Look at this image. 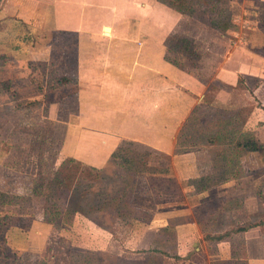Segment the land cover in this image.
Returning a JSON list of instances; mask_svg holds the SVG:
<instances>
[{
    "label": "crops",
    "instance_id": "0c3cea01",
    "mask_svg": "<svg viewBox=\"0 0 264 264\" xmlns=\"http://www.w3.org/2000/svg\"><path fill=\"white\" fill-rule=\"evenodd\" d=\"M187 20L186 15L161 0H0V85L9 80L8 88L1 90L0 87V102L12 107L17 84L23 78L29 83L35 82V77H39L35 76L39 63L61 66L52 63L53 57L59 55L54 44L67 30L76 40L71 42L75 46L76 109L63 113L61 99L55 98L46 106L41 99L44 93L40 92L38 97L41 106L48 109L46 117L53 120L52 132L61 133L59 159L71 156L101 168L119 147L145 148L166 157L162 165L169 167L184 198L198 195L207 200L225 196V192L233 190L244 179L252 180L253 175L214 180L216 184L198 190L196 181L204 172L201 155L193 150L176 152L182 126L193 108L205 101L211 85L199 72L168 57L172 49L167 37L184 33ZM255 52L233 48L225 55L216 53L215 57L220 60L211 82L219 87L215 100L223 103L238 86L241 74L259 77L255 93L262 102L260 106L253 104L244 130L263 144L264 55ZM45 83L46 87L48 83ZM222 85L231 87L230 92H224ZM15 179L11 182L17 185L12 189L22 191ZM3 185L0 182V190L8 189ZM146 198L143 195L138 199L140 206L136 203L143 209L149 206L151 213L139 243L150 246L158 237H172L173 251L166 249L167 255L160 253L169 262L177 261L174 255H179L183 264H192V258L205 249L213 253L212 258L219 260L218 264L221 261L225 264L233 261V242L238 240L241 255L236 258L239 261L264 264L260 225L234 239L209 240L210 228L198 222L193 205L185 200L159 203L153 196ZM20 221L21 226L15 222L10 228L27 231L26 249L23 248L22 255L17 251L19 264H24L23 257L31 256V250L47 248L50 232L55 228L41 217L29 220L28 226ZM168 225H174L172 236L161 232ZM73 229L83 237H91L76 226ZM108 234L104 233L106 239L99 240L105 245L104 250L113 242ZM41 260L42 257L36 264Z\"/></svg>",
    "mask_w": 264,
    "mask_h": 264
},
{
    "label": "rangeland",
    "instance_id": "374dc122",
    "mask_svg": "<svg viewBox=\"0 0 264 264\" xmlns=\"http://www.w3.org/2000/svg\"><path fill=\"white\" fill-rule=\"evenodd\" d=\"M188 2L194 5L196 13L200 17L184 14L188 18L183 30L185 32L169 36L171 40L168 44L172 51L168 57L181 66L202 74L203 78L211 83V85L208 84V86L210 85L208 97L214 98L215 92L219 89L211 82L220 60L219 57H215L216 53L218 56L225 55L227 51L237 48L247 49L252 53L257 51L264 55V0H188ZM228 19L230 21L228 30L221 31L217 28L216 25L220 26L223 21H228ZM66 31H63V36H59L57 43L54 44L59 55L53 57V64L60 63L63 66L65 63H69L70 55L74 54L75 46L71 42L75 43L76 40L72 34ZM200 54L202 56L199 57ZM38 65L39 68L35 71V76L39 77H35V82L29 83L23 78L17 84L18 91L14 95L16 96L14 101H11L12 107H9L6 102H0V182L4 183L3 186L8 187L4 190L5 192L12 195L19 193L14 194V197H8V200H14L13 203L0 204V264H19L17 251L22 255L23 252L21 251L23 248L26 249L24 241L27 239V231L20 227L11 229V225L16 222V226H21L18 225L19 219H21V224L28 226L31 219L44 218L46 208L49 209L48 214H51L50 212L54 209L53 204L56 201L55 196L52 197L51 190L56 172L63 161V159H59L61 133L57 135L52 132L53 120L46 117L48 109L36 103L40 102L39 94L43 92L45 97L42 96L41 99L48 103L55 98L61 99V111L63 113H69L76 109L77 87L72 69L70 70L72 80L68 83H60L59 78L62 77L65 70L42 63ZM46 81L48 83L47 88L45 87ZM259 82V77L241 74L238 86L231 92V87L222 85L224 92H230L228 100L223 103L227 107L238 105L242 108L239 110L241 116L238 122L241 121L242 117L247 116L251 107L260 106L262 101L255 93ZM224 112L227 115L231 111L224 110L217 113L216 110L207 108L205 114L209 119L213 116L216 119ZM201 125V122L197 121L188 130L191 135L190 139L197 145L191 150L201 155V168L204 171L201 179H198L200 181H196L198 190L210 186L214 180L229 179L231 176L243 177L245 174H251L253 179L247 178L239 182L233 190L225 192V196L206 200L198 195H192L189 198H184V196L183 200L193 205L196 218L211 230L215 229L217 231L215 233L224 232L227 228L263 220L264 143L261 144L262 149L247 152L236 145L243 134L234 131L231 134L234 137L231 142H218L206 147L203 144L206 137L200 136L204 130ZM204 126L207 127V125ZM219 127L217 125V129ZM124 147L131 149L129 155H133L135 152H149L145 148H136L131 145ZM141 159L145 160L142 157ZM57 160L60 164L57 163ZM146 161L149 167L154 168L153 173L156 172L157 177L165 175L162 172L165 166L162 164H165L166 157L151 153ZM119 169L122 171L120 173L126 172L125 168L119 167ZM111 172L112 174L104 183L106 185L104 187L108 189L121 184V178L114 174V172L119 171L113 168ZM14 177L18 181L19 188L22 187V191L17 192L18 190L12 189L13 185H17L11 182ZM157 177L152 178L145 172L140 173L136 178L134 191L127 196H121V199L130 205V208L126 209V216L114 220L111 214L103 217L102 214L96 213L97 219L109 224L111 231L98 226L95 221L87 216L77 213L67 226L58 229L54 226L55 229L50 232L46 249L43 251L30 249L32 251L31 256L29 254L24 255V264H36L41 257V264L43 260L44 264H98L96 259L103 264H117L119 262H122L121 264H183L181 257L178 259L179 261L169 262L160 254V251L169 252L166 249L173 251L175 243L172 237L166 238V235L162 238L158 237L157 242L150 246L139 243L145 234V226L151 220V213L149 206H145L146 210L137 206L136 203L141 205L138 199L143 195L147 198L152 196L154 198L156 192L162 193L161 200L163 201L159 203L176 200L175 197L170 198L166 195L170 187L169 183L155 179ZM83 181L90 184L87 179ZM152 183L160 184L156 189H153ZM216 183L214 182L213 185ZM172 186V189L178 188L174 184ZM15 195H19L20 199L23 196L22 204H20V199L19 201L15 199ZM73 197L76 199L77 195ZM73 197L72 204L74 203ZM57 203L61 208L66 205L63 198H60ZM259 225L261 228L258 230L264 237V223ZM73 226L88 233L91 237L88 238L85 235L83 237L82 234L75 231L76 228L73 229ZM44 231L45 228L43 227L42 236ZM104 233H109V239L113 241L106 250H104L105 245L102 242L99 243V240L106 239ZM238 249L239 256L241 250ZM244 252L242 250V253ZM73 254H76V257ZM84 255L96 259L89 260V258L83 257ZM212 256L213 253H207L204 249L203 253L196 254L192 258L191 263L205 264L210 261L211 264H218L219 260H214ZM220 264H223V261ZM225 264L234 263L229 261Z\"/></svg>",
    "mask_w": 264,
    "mask_h": 264
},
{
    "label": "trees",
    "instance_id": "16d2710c",
    "mask_svg": "<svg viewBox=\"0 0 264 264\" xmlns=\"http://www.w3.org/2000/svg\"><path fill=\"white\" fill-rule=\"evenodd\" d=\"M161 1L168 4L169 6H171L172 8L183 14H188L190 16L197 15V17L198 16L200 17V15L196 13V9L194 5L190 4L188 0H161ZM203 12L205 11L203 10ZM229 25H230V21L228 19V21H223V23H221L220 26L218 25L216 26L221 31H226L228 30ZM170 40L171 39L167 37L166 40L167 43H169ZM68 62L69 63L67 65L64 64L63 66H59V68H57V69L65 70L62 77L59 78L60 83H66L69 82L68 80H71L70 78H68L71 76L70 75L71 69L73 71V74L75 75V71H74L75 69L73 68L75 64V51H74V55L72 56L70 55ZM8 85H9V80L3 81L2 84L0 85L1 90L4 88H8ZM36 103L42 104L41 101ZM45 104L47 106L49 103L45 102ZM225 106L226 105L224 103L215 100V97L209 98L207 94L205 101L202 104L193 108L186 122L182 126L178 135L176 152H185L197 146L196 142H192V140L190 139L191 135L190 133H188L189 127H191V125L197 121H200L202 124L201 126H203L204 128L200 136L202 135L206 137L205 142H203V144L206 145V147L210 146L211 144L215 145L218 142L220 143L226 141L231 142V139H234V137L231 136V134L235 131L238 134L240 132L243 134L241 136V139L238 140L236 143L237 147H240L246 151L262 149L263 146L258 142V140L254 136H252L251 133L243 131L247 118L252 111V107L249 109L247 116L245 118L242 117L241 121L238 122L241 116L239 110H242V108L239 107L238 105H233L232 107H227V106L225 107ZM207 108L214 109L217 111V113L222 112L224 110L225 111L229 110L231 112L230 113L228 112L227 115H225L224 112L223 115H221L216 119L214 116L209 119V117L207 118L205 114ZM204 125H207V127ZM217 125L220 126L218 129H217ZM130 151L131 149H129L128 147L127 148L119 147L112 153L107 165L101 168L89 165L71 156H68L65 159H63L62 163L60 164L56 172L54 183L52 185L53 187L51 190L52 197L55 196L56 199L55 203L53 204L54 209L52 212H50L51 214H48L49 209L46 208L44 219L51 222L58 229L59 227L67 226L68 223L74 219L75 215L77 213H80L95 221V223L98 226L111 231L110 225L106 224L102 220L97 219L96 213L102 214L103 217H106L107 214L108 215L111 214L114 220L120 219L124 215L126 216L127 213L126 209H129L130 205L126 201L122 200L121 196H127L129 193H132L134 191L136 178L140 173L145 172L152 178L154 176L157 177L156 172L153 173L154 168H151L147 165L148 163L146 160L151 155L150 152L137 153L133 151L135 153H133V155H129ZM140 156L142 158H145V160L143 161ZM119 167L121 169L125 168L126 172L120 173L122 171H120ZM113 168L119 171V172H114V174H116L118 177L121 178V184L115 188L110 187V189H108L104 187L106 186L104 183L108 179V176L112 174L111 170H113ZM162 172L165 175L157 177L155 179L164 180L169 183L170 187L166 195L170 196V198L175 197L179 201L183 200L184 194L182 189L180 188L181 186L173 178L169 167H165ZM86 179L90 181V184L84 183L83 180ZM159 184L152 183L151 186L153 187V189H156L159 186ZM173 184L176 185L178 188L172 189ZM72 195L73 196L77 195L76 199ZM10 196L14 197V194L12 195L8 192L0 190V204L13 203L14 200L13 201L8 200V197ZM15 196H16L15 199L19 201L20 199L18 197L19 195H15ZM161 196L162 193L155 192L154 198L157 202H162L163 200H161ZM72 197L74 198L73 204H72V200H73ZM22 198L23 196L21 197V199ZM60 198L61 199L63 198L66 203V205H64L63 208H61L59 206V203H57L58 200H60ZM21 199H20V204H22ZM198 222L201 224V226H205V224L203 225L200 220H198ZM263 223H264V219L259 222L240 225L238 227L235 226L230 229L227 228L224 232H220V233H215L217 231L215 229L211 230L210 228L208 229L207 237L209 240H215V241H221L224 239H229L231 237L232 238L238 237L240 233L248 230L249 228H252L256 225ZM173 229H174V225H168L164 227L161 230V232L164 234H171L173 232ZM238 248H239L238 240H235L233 242V263L237 264L240 262V264H247V262L239 261V259L236 258V256H238L239 254ZM160 252L167 255V253L165 252L162 251ZM73 256L76 257V254H73ZM83 257H87L89 258V260L96 259V258H90V256H86V255H84ZM174 257L176 259L180 258L179 255H174ZM96 261H98V264H103L101 261L97 259ZM121 263L122 262H119L117 264H121ZM42 264H44V260L42 261Z\"/></svg>",
    "mask_w": 264,
    "mask_h": 264
}]
</instances>
